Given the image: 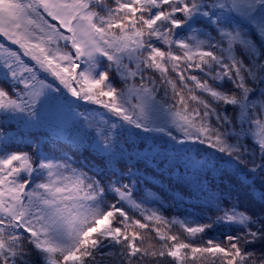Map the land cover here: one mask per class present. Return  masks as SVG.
Masks as SVG:
<instances>
[{
	"label": "snow or ice",
	"instance_id": "6c2138e0",
	"mask_svg": "<svg viewBox=\"0 0 264 264\" xmlns=\"http://www.w3.org/2000/svg\"><path fill=\"white\" fill-rule=\"evenodd\" d=\"M0 264H264V0H0Z\"/></svg>",
	"mask_w": 264,
	"mask_h": 264
},
{
	"label": "trees",
	"instance_id": "16d2710c",
	"mask_svg": "<svg viewBox=\"0 0 264 264\" xmlns=\"http://www.w3.org/2000/svg\"><path fill=\"white\" fill-rule=\"evenodd\" d=\"M191 211V209H189Z\"/></svg>",
	"mask_w": 264,
	"mask_h": 264
}]
</instances>
